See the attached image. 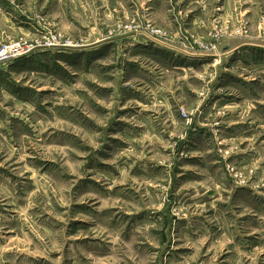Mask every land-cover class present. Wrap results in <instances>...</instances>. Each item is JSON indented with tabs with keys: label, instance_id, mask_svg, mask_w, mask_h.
Here are the masks:
<instances>
[{
	"label": "rangeland",
	"instance_id": "1",
	"mask_svg": "<svg viewBox=\"0 0 264 264\" xmlns=\"http://www.w3.org/2000/svg\"><path fill=\"white\" fill-rule=\"evenodd\" d=\"M227 38L264 0H0V264H264V50Z\"/></svg>",
	"mask_w": 264,
	"mask_h": 264
},
{
	"label": "crops",
	"instance_id": "2",
	"mask_svg": "<svg viewBox=\"0 0 264 264\" xmlns=\"http://www.w3.org/2000/svg\"><path fill=\"white\" fill-rule=\"evenodd\" d=\"M236 3L238 4V2H236ZM253 17L254 16H251V18H253ZM250 47H257V48L264 50V43L259 42L257 40H255V42L252 41L251 43H248L246 40H243V39L231 40V39L227 38V39L222 40L221 43H219L218 55L221 56L222 58H225L227 56H231L235 52L243 51L244 49H248ZM222 58H220V59L222 60ZM205 67L208 68L209 66L205 65ZM226 72H223V73H225L227 75ZM219 88H220V86L216 89H219ZM215 94H214V97H215Z\"/></svg>",
	"mask_w": 264,
	"mask_h": 264
},
{
	"label": "built area",
	"instance_id": "3",
	"mask_svg": "<svg viewBox=\"0 0 264 264\" xmlns=\"http://www.w3.org/2000/svg\"><path fill=\"white\" fill-rule=\"evenodd\" d=\"M58 44L56 42V39H53L50 41L49 45L47 47H56ZM218 49V45L216 47V50ZM12 49L5 48L0 52V64L8 62L10 59H12L14 56ZM12 57V58H11Z\"/></svg>",
	"mask_w": 264,
	"mask_h": 264
}]
</instances>
